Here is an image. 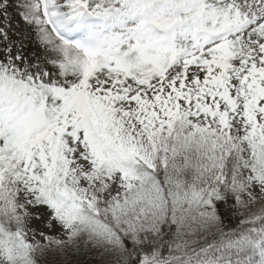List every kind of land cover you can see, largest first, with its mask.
I'll return each instance as SVG.
<instances>
[{
    "label": "snow or ice",
    "instance_id": "obj_1",
    "mask_svg": "<svg viewBox=\"0 0 264 264\" xmlns=\"http://www.w3.org/2000/svg\"><path fill=\"white\" fill-rule=\"evenodd\" d=\"M93 251L264 264V0H0V264Z\"/></svg>",
    "mask_w": 264,
    "mask_h": 264
},
{
    "label": "trees",
    "instance_id": "obj_2",
    "mask_svg": "<svg viewBox=\"0 0 264 264\" xmlns=\"http://www.w3.org/2000/svg\"><path fill=\"white\" fill-rule=\"evenodd\" d=\"M228 208H229V206H227V205L221 206L222 214L227 217L225 219V223L235 225L238 221H237L235 215H232L231 213H229ZM65 259H68L70 262L73 260L80 261V262H82V264H96L95 260L93 261L90 253H88L86 255H73L70 257H64L63 260H65ZM47 264H49V263L47 262Z\"/></svg>",
    "mask_w": 264,
    "mask_h": 264
},
{
    "label": "rangeland",
    "instance_id": "obj_3",
    "mask_svg": "<svg viewBox=\"0 0 264 264\" xmlns=\"http://www.w3.org/2000/svg\"><path fill=\"white\" fill-rule=\"evenodd\" d=\"M14 27H15V24H14ZM13 39L14 40H17L18 37L17 36H13ZM26 44H27V48L25 50L26 51V54L28 52H30V51H34L35 50L36 46H35L34 41H31V40L26 41ZM37 227L38 228H42V225H40L39 223H37ZM90 254H91V257H92L93 261L95 260V263L96 264H103V261H102L100 255L97 252L93 251V252H90ZM63 258H64V256H56L55 254H53L51 256L46 257L45 259H46V262H48L49 264H51L52 261H54V260H60V261H62Z\"/></svg>",
    "mask_w": 264,
    "mask_h": 264
}]
</instances>
